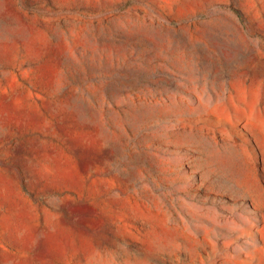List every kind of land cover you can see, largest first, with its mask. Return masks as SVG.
Segmentation results:
<instances>
[{
    "label": "rangeland",
    "instance_id": "rangeland-1",
    "mask_svg": "<svg viewBox=\"0 0 264 264\" xmlns=\"http://www.w3.org/2000/svg\"><path fill=\"white\" fill-rule=\"evenodd\" d=\"M0 264H264V0H0Z\"/></svg>",
    "mask_w": 264,
    "mask_h": 264
},
{
    "label": "bare ground",
    "instance_id": "bare-ground-1",
    "mask_svg": "<svg viewBox=\"0 0 264 264\" xmlns=\"http://www.w3.org/2000/svg\"><path fill=\"white\" fill-rule=\"evenodd\" d=\"M4 3H5V2H4ZM5 6H6V5H5ZM5 11L8 12V13H11V14H13V15H15L14 12H13L8 6H6Z\"/></svg>",
    "mask_w": 264,
    "mask_h": 264
}]
</instances>
